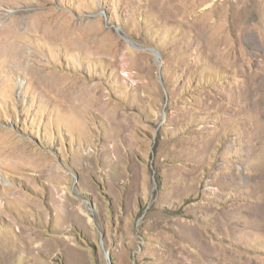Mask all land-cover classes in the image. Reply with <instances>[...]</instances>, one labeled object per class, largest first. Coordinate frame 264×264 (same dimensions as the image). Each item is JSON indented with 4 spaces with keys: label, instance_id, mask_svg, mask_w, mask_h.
<instances>
[{
    "label": "rangeland",
    "instance_id": "374dc122",
    "mask_svg": "<svg viewBox=\"0 0 264 264\" xmlns=\"http://www.w3.org/2000/svg\"><path fill=\"white\" fill-rule=\"evenodd\" d=\"M0 264H264V0H0Z\"/></svg>",
    "mask_w": 264,
    "mask_h": 264
},
{
    "label": "bare ground",
    "instance_id": "6f19581e",
    "mask_svg": "<svg viewBox=\"0 0 264 264\" xmlns=\"http://www.w3.org/2000/svg\"><path fill=\"white\" fill-rule=\"evenodd\" d=\"M16 23H18L17 21H14V24H16ZM52 24H50L49 26L51 27V29H50V27L48 26L46 29L50 32H52V30L54 31V32H56L57 30L55 29L56 28V24L55 25H52ZM92 43H90L89 45H91ZM88 45V44H87Z\"/></svg>",
    "mask_w": 264,
    "mask_h": 264
}]
</instances>
